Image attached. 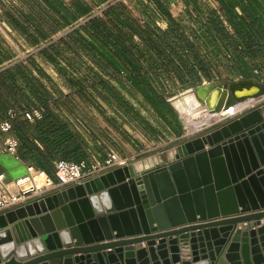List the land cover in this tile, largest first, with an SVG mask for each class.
Here are the masks:
<instances>
[{"label": "water", "instance_id": "1", "mask_svg": "<svg viewBox=\"0 0 264 264\" xmlns=\"http://www.w3.org/2000/svg\"><path fill=\"white\" fill-rule=\"evenodd\" d=\"M188 91L225 119L264 84L210 81L178 95ZM0 165L6 182L27 174L11 155ZM136 165L1 215L0 264H264V104ZM226 216L237 217L181 228Z\"/></svg>", "mask_w": 264, "mask_h": 264}, {"label": "trees", "instance_id": "2", "mask_svg": "<svg viewBox=\"0 0 264 264\" xmlns=\"http://www.w3.org/2000/svg\"><path fill=\"white\" fill-rule=\"evenodd\" d=\"M181 1L191 8L188 19L197 28L172 16L171 0H47L46 7L57 17L56 22L52 20V35L65 33L52 41L54 36L48 38L42 32L36 53L4 67L0 80L6 76L7 80L29 81L24 63L32 65L38 58L54 67L70 93L64 95L59 90L61 96L55 99L47 90L28 86L43 115L30 122L11 111L15 114L11 122L19 140V159L50 176H54L57 160H84L83 139L61 117L59 109L63 106L100 144L88 113L79 109L74 97L89 107H98L101 99L108 107L116 105L126 112L128 102L111 87L112 82L158 113L162 108L172 109L167 100L169 87L210 82L211 64L222 50L232 53L234 68L244 79H250L245 57L264 58V0H215L222 16L200 7L195 0ZM161 23L167 27L163 29ZM68 70L83 75L74 78ZM41 77L49 79L44 72ZM5 82L2 88L7 93H19V88ZM22 104L27 105L23 99L14 103L19 108ZM4 120H10L9 112Z\"/></svg>", "mask_w": 264, "mask_h": 264}, {"label": "crops", "instance_id": "3", "mask_svg": "<svg viewBox=\"0 0 264 264\" xmlns=\"http://www.w3.org/2000/svg\"><path fill=\"white\" fill-rule=\"evenodd\" d=\"M46 1L0 0V3L3 4H0V24L4 27L1 33L2 36H0V63H2L0 71L4 67H11L19 63L25 57L24 55L35 54V49L40 46L42 41V32L48 38L54 36L51 33V26L52 20L56 22L57 17L48 10ZM24 66H26V71L30 78L29 81L27 79L7 80L6 76H4L2 81L0 80V121L8 118V112L15 111L23 117L25 112H30L37 108L39 103L35 100L28 86L38 87L40 91L47 90L55 99L61 96L58 94L59 90L64 95L70 93V90L58 78L53 66L42 62L38 58L35 59L34 64L24 63ZM41 72H44L49 79H43ZM4 79H6V82ZM250 79L264 84L256 77ZM3 82L9 87L11 86V88H19V93L13 95L12 93H7L2 88ZM20 99H23L27 105L22 104L21 108L14 105ZM185 102L190 110L198 106L197 100L193 96L186 97ZM140 103H142V100H140ZM169 105L172 107L170 102ZM236 107L232 111H236ZM252 110L254 109L250 108L234 115H227L225 120H235L238 116L245 115ZM59 112L62 118L69 121L71 129L81 135L86 146V157L84 159L102 162L107 152L106 149L99 143L92 142L89 130L74 120L63 106L60 107ZM137 115V118H130V121L121 116L120 122L122 123V119H124L125 124L122 129L118 130L119 137L117 139L119 142L114 140L115 143L110 144V147L106 144L104 145L107 149L114 150L123 158H134L136 160L134 162L138 167H143L149 159L161 156L162 153L178 148L187 141L203 134L197 133V131L192 132V130L187 128L186 122H183L181 116L173 107L172 109L162 108L158 113L148 109L147 114L137 110ZM117 119L120 120V118ZM216 129L218 128L208 129L204 133H209ZM4 139L5 136L0 134V156L8 155L4 151ZM24 164L29 166L26 163ZM2 170L3 167L0 165V174ZM52 175H54V169Z\"/></svg>", "mask_w": 264, "mask_h": 264}, {"label": "built area", "instance_id": "4", "mask_svg": "<svg viewBox=\"0 0 264 264\" xmlns=\"http://www.w3.org/2000/svg\"><path fill=\"white\" fill-rule=\"evenodd\" d=\"M237 11L240 13L239 10ZM252 74L254 77L264 82L263 72L254 69L252 70ZM262 104H264V97L254 100V102L251 103L250 108L255 109ZM229 113H231V111L227 112V114ZM236 113L237 111H235L234 114ZM42 115L43 110L36 108L30 112H26L23 118L27 121L34 122L35 120L42 119ZM9 117L10 120L0 121V134L5 136L4 151L6 154L20 160L18 157L19 140L13 134V125L11 122L15 117V114L9 112ZM134 161H136L134 158H123L114 150L109 149L102 162L89 161L86 159L78 163L57 160L54 163V176L36 170L31 166H27V174L25 176L11 182H6L5 176L0 174V216L5 215L11 210L21 208L35 199L50 196L74 186L84 185L95 178L134 164ZM257 212H264V209ZM254 213L256 212H249L247 214ZM235 217L237 216H226L207 219L205 221H196L184 225L181 228L225 221ZM262 224H264V220H261V225ZM141 246L144 247L145 244L142 243Z\"/></svg>", "mask_w": 264, "mask_h": 264}, {"label": "rangeland", "instance_id": "5", "mask_svg": "<svg viewBox=\"0 0 264 264\" xmlns=\"http://www.w3.org/2000/svg\"><path fill=\"white\" fill-rule=\"evenodd\" d=\"M64 1L66 3H69L72 0H64ZM144 1H149V0H144ZM195 2L198 3L200 7H203L206 9L210 8L212 10L217 11L218 15L222 16L221 13L219 12V5L217 4L215 0H195ZM0 4L3 5L2 3ZM189 9L187 8L186 3H184L181 0H172L170 2V12L174 18L176 19L180 18L184 21L185 25L190 26L191 28H197L196 25H193V23L190 22V19H188ZM225 25L227 26V24ZM160 26L163 29L167 27L166 24L164 23H161ZM3 28L4 27L2 26V24H0V36H2L1 33L3 32ZM229 32L232 33V30L230 28H229ZM64 33H60L54 36L51 40L55 41L57 38L62 36ZM36 51L37 49H35V52ZM24 56L25 57H23L21 61H24L26 58H28L31 55L29 54L28 56L27 54ZM232 58H233V55L230 51H224V50L221 51V55L219 56V58L214 59L213 63L211 64V81H227L231 79L232 80L244 79L241 76V74L237 71V69L234 68ZM62 66L65 67L64 64ZM245 67L247 69V74L251 78L254 77L252 74V70L254 69L259 70L263 72L264 74V58L245 57ZM70 73L74 78H81L83 75V74L80 75V73H76V72L74 73L70 72ZM206 82H209V81H205L202 84ZM111 87L118 89V91L121 92L124 100L128 102L129 107H127L126 112L123 110H120L116 105H114L113 108L108 107L106 104L102 102L101 99H98V102H99L98 107H89L86 103H82V101L78 99L76 96L74 97V100L76 101V104L79 107V109L88 113V121L90 123V126L93 128L94 132L101 138L102 142L100 143V145L103 146V148L106 149V151L108 149L105 147L104 144H106L109 147H110V144H114L115 143L114 140H118L117 137H119L118 130L122 129V126L125 124L124 119H122V123L120 122L121 116L125 117L126 120L130 121V118L134 119L138 117L137 110L142 111L147 114L148 109H151L148 106L140 103V100H142L141 98H136V97L129 95L126 89L119 87L115 82L111 83ZM186 87L187 86H182L179 84L175 87L173 86L169 87L168 91H170L171 94L167 97L168 102H170L169 101L170 98H173L174 96L178 95L180 91ZM248 101L240 103L239 105L245 104ZM239 105H237V107H239ZM250 106L251 104L250 105L248 104L245 107H241V109L236 107L237 108L236 111L237 113L242 112V111H247L249 109H246V108H249ZM198 109H199L198 115H196L195 119L193 118L190 121L186 122L185 118L180 115L183 122H186L185 124L187 128L192 130V132L197 131V133L204 134L206 130L212 129V128H219L220 126H222L224 121H229V119L225 120V119L219 118L213 121L212 123H207V120L205 119L206 116L204 115L205 112H203L205 110V107L200 104V107ZM117 118H120V120ZM91 141L93 142L95 140H91Z\"/></svg>", "mask_w": 264, "mask_h": 264}, {"label": "bare ground", "instance_id": "6", "mask_svg": "<svg viewBox=\"0 0 264 264\" xmlns=\"http://www.w3.org/2000/svg\"><path fill=\"white\" fill-rule=\"evenodd\" d=\"M188 96H193L194 97V95L193 94H191L189 91L188 92H184L183 94H181V95H178V96H176V97H173V98H170L169 99V101L171 102V105H172V107L175 109V111L179 114V115H181V116H183L184 118H185V121L187 122V121H190L191 119H195L196 118V115H198V108L200 107V102L197 100V103H198V106H196V108H194L193 110H190L189 108H188V106L186 105V102H185V98L186 97H188ZM252 102H254V100H250V101H248L247 103H245V104H242V105H239V107H237V108H241V107H245L246 105H248V104H250V103H252ZM195 107V106H194ZM233 109H231L230 111H231V113H229L228 115H232V114H234L235 113V110L234 111H232ZM203 112H205L204 113V115L206 116V120H207V123H212L213 121H215L216 119H219L221 116L220 115H218V114H215V115H213V114H209L207 111H203Z\"/></svg>", "mask_w": 264, "mask_h": 264}]
</instances>
